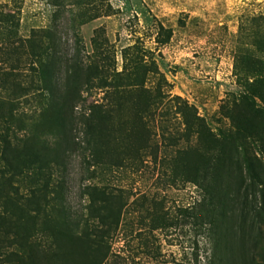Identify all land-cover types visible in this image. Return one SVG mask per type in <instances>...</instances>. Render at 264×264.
Masks as SVG:
<instances>
[{"label":"trees","instance_id":"1","mask_svg":"<svg viewBox=\"0 0 264 264\" xmlns=\"http://www.w3.org/2000/svg\"><path fill=\"white\" fill-rule=\"evenodd\" d=\"M81 3L83 23L112 10L109 0ZM171 33L169 29L165 42ZM251 34L263 55L246 53L245 65L236 66L245 92L226 110L228 128L215 132L194 104L175 97L188 143L175 157V169L203 188L204 202L213 205V212L219 203L234 210L210 219L208 264H264V159L255 153H264V27ZM100 36L96 29L86 59L80 34L73 51L63 52L61 38L51 28L10 48L19 57L13 70L20 67L24 45L37 64L31 61L30 85L14 83L9 96H0V264H103L112 253L111 238L125 200L108 186L88 184L82 192L86 205L72 211L66 202L68 157L83 148L90 152L92 175L96 166L110 167L112 161L104 159L115 153L116 135L127 126L123 111L132 116L130 151L140 155L150 149L145 116L167 94L160 77L147 85L149 75L159 72L154 63L139 54L118 70ZM93 89L103 96L77 115L84 91ZM31 101L36 103L32 112L21 109Z\"/></svg>","mask_w":264,"mask_h":264},{"label":"rangeland","instance_id":"2","mask_svg":"<svg viewBox=\"0 0 264 264\" xmlns=\"http://www.w3.org/2000/svg\"><path fill=\"white\" fill-rule=\"evenodd\" d=\"M81 1L0 0V96H9L14 83L30 85L35 57H28V47L22 46L20 67L13 70L19 57L9 52L13 44L42 28H51L61 38V50L68 53L74 49L76 33L80 34L84 59L92 53L91 38L98 29L118 70L139 54L154 63L159 72L149 75L147 85L162 78L167 97L145 116L150 149L140 155L130 151L132 116L123 111L127 126L116 132L117 149L104 159L120 165L96 166L92 175L94 167L88 168L87 163L90 152L83 148L71 152L66 202L72 211H81L88 184L108 186L123 196L121 220L111 238L112 253L103 264H208L213 249L210 219L216 221L223 212L230 215L234 210L219 203L213 212V205L204 202L203 188L175 169V157L188 145L175 112V97L194 104L215 132L230 126L226 110L245 92L236 69L245 65L246 53L263 55L251 32L264 27V0H109V15L85 23ZM169 29L171 37L165 42ZM83 96L86 101L79 103L77 115L100 100L103 92L93 89ZM35 104L31 101L21 109L32 112ZM77 135L82 140L83 133ZM255 153L264 159V153ZM156 216L161 221H155Z\"/></svg>","mask_w":264,"mask_h":264}]
</instances>
